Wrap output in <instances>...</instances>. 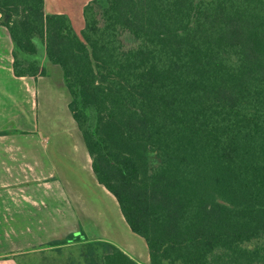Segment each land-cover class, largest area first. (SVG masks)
<instances>
[{"label":"trees","instance_id":"16d2710c","mask_svg":"<svg viewBox=\"0 0 264 264\" xmlns=\"http://www.w3.org/2000/svg\"><path fill=\"white\" fill-rule=\"evenodd\" d=\"M104 1L78 35L45 0H0L14 75L59 67L93 175L148 264H264V0ZM52 243L140 264L82 231Z\"/></svg>","mask_w":264,"mask_h":264},{"label":"crops","instance_id":"0c3cea01","mask_svg":"<svg viewBox=\"0 0 264 264\" xmlns=\"http://www.w3.org/2000/svg\"><path fill=\"white\" fill-rule=\"evenodd\" d=\"M87 3L81 6V14ZM45 11L50 15H67L73 26L70 13L56 6L54 0H45ZM73 28L79 35L83 27L79 31ZM12 50L9 33L0 26V264H70L71 247L76 244L60 246L52 242L79 230V218L84 219L87 214L78 213L74 185L62 177H55L56 165L50 159L52 147L41 145L40 150L35 144L29 146L30 135L47 133L38 126L39 108L47 120L51 119L50 107L54 103L51 92L58 94V88L63 87L62 73L55 66L44 63L46 77H16L12 70ZM43 82H54V89L51 84H44L49 92L45 93L46 99L39 102V85ZM84 147L77 144L75 149L78 148V154L92 172L91 159ZM87 220L91 222V217ZM88 238L104 240L100 236Z\"/></svg>","mask_w":264,"mask_h":264},{"label":"rangeland","instance_id":"374dc122","mask_svg":"<svg viewBox=\"0 0 264 264\" xmlns=\"http://www.w3.org/2000/svg\"><path fill=\"white\" fill-rule=\"evenodd\" d=\"M87 1L91 0H54V3L70 13L73 26L76 31H79L84 26L80 8ZM99 2L101 5H105L104 0H99ZM55 67L61 72L58 66ZM53 83L43 82L39 85L41 89L39 102L45 100V93L49 92L45 85L51 84V89H54ZM58 92V94L51 92L53 94L51 96L54 97V103L53 106L51 105V112L49 113L51 119L47 120L44 112L39 108L38 126L46 129L47 133L43 136L30 135L29 146L35 144L40 150L42 149L41 145L52 147L53 155L51 154L50 159L56 165L55 177H62L63 180L74 185L75 192L78 194V213L82 211L84 215L87 214L86 217L83 216L84 219L79 218L80 225L78 228L80 231H84L88 237L100 236L127 253L135 261L148 264V250L144 240L129 230L121 217L115 200L103 191L93 173L89 171V164L86 166L84 159L78 154V148L75 149L77 144L84 147L83 141L78 135V130L75 128L72 116L66 107L69 95L64 85L61 89L58 88ZM45 126L47 127L45 128ZM84 151L86 153L85 149ZM87 217H91V222L87 220ZM79 230L74 233H78ZM81 248L82 246L77 244L71 247L73 264H84ZM32 260L30 259V261Z\"/></svg>","mask_w":264,"mask_h":264},{"label":"water","instance_id":"95a60500","mask_svg":"<svg viewBox=\"0 0 264 264\" xmlns=\"http://www.w3.org/2000/svg\"><path fill=\"white\" fill-rule=\"evenodd\" d=\"M1 20H2V22H4V23L7 22V20H8V15H6V14L3 15L2 18H1Z\"/></svg>","mask_w":264,"mask_h":264}]
</instances>
